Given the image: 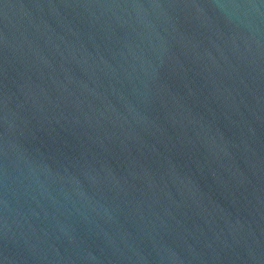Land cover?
<instances>
[{"label":"water","instance_id":"obj_1","mask_svg":"<svg viewBox=\"0 0 264 264\" xmlns=\"http://www.w3.org/2000/svg\"><path fill=\"white\" fill-rule=\"evenodd\" d=\"M0 264H264V0H0Z\"/></svg>","mask_w":264,"mask_h":264}]
</instances>
